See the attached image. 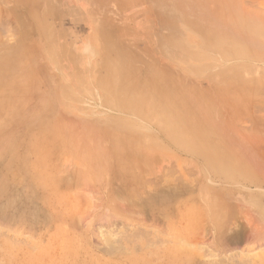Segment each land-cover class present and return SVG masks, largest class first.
<instances>
[{"label": "rangeland", "instance_id": "374dc122", "mask_svg": "<svg viewBox=\"0 0 264 264\" xmlns=\"http://www.w3.org/2000/svg\"><path fill=\"white\" fill-rule=\"evenodd\" d=\"M0 91V264H264V0H0Z\"/></svg>", "mask_w": 264, "mask_h": 264}, {"label": "bare ground", "instance_id": "6f19581e", "mask_svg": "<svg viewBox=\"0 0 264 264\" xmlns=\"http://www.w3.org/2000/svg\"><path fill=\"white\" fill-rule=\"evenodd\" d=\"M20 1H21V0H20ZM27 52H28V51H27ZM22 58H23V57H22ZM27 60H29V59H27ZM14 72H15V71H14ZM1 73H3L2 70H1ZM4 73H6V72H4ZM7 74H8V73H7ZM7 74H6V75H7ZM38 76H39V75H38ZM111 76H112V75H111ZM32 79H34V78H32ZM4 80H5V79H4ZM4 80H3V81H4ZM109 85H110V84H109ZM102 86H103V85H102ZM110 86H111V85H110ZM148 87H151V85H148ZM150 95H151V93L149 94V92L143 94V96L148 97L147 99L150 98ZM137 96L140 98V97L142 96V94L139 93ZM5 97H6V96H4V91H0V116H1V115H4V114L6 113L5 110H7V108H9V106H10L9 104H10V103H12V102H13L14 104L17 103V105H18V96H16V97H15V96H12V92H10V96H9L8 99H6ZM14 97H15V98H14ZM148 101H152V99L150 98ZM11 106H12V105H11ZM17 107H18V106H17ZM17 107L15 108L16 110H17ZM152 109H153L155 112L159 111V110H158L156 107H154V106L152 107ZM8 110H10V109H8ZM162 110H163V109H162ZM8 117L10 118V115H9ZM50 125H51V124L48 125V128H47L46 126H45V127H46L47 129H49V128L52 127V126H50ZM46 128H44V130H45ZM53 129H54V130L57 129L56 126H55V128H53ZM46 131H47V130H46ZM50 131H51V130H50ZM56 132H57V131H56ZM57 134L59 135V132H58ZM58 135H57V137H56V134H55V138H58ZM61 135H62V132H61ZM183 135H184V134H183ZM36 136H37V135H35V137H36ZM39 136H40V135H39ZM39 136H38V137H39ZM49 136H50V135H49ZM47 137H48V136H47ZM47 137L45 138L46 140H47ZM51 137H53V135H52ZM183 137H184V136H183ZM30 138H31V137H30ZM39 138H40V137H39ZM39 138H38V139H39ZM41 138H42V137H41ZM74 138H75V137H74ZM31 139H32V138H31ZM0 140H1V139H0ZM33 140H34V139H33ZM46 140H45V141H46ZM49 140H50V138H49ZM53 140H54V138H53ZM55 140H56V139H55ZM178 140H179V139H178ZM28 141H29V140H28ZM51 141H52V140H51ZM51 141H50V142H51ZM180 141H182L181 138H180ZM180 141H179V142H180ZM32 142H33V141H32ZM46 142H47V141H46ZM52 142H54V141H52ZM17 143H18V142H17ZM33 143H34V142H33ZM38 143H39V140H38ZM38 143H37V144H38ZM73 143H74V142H73ZM183 143H184V142H183ZM0 144H1V145H0V146H1V147H0V149H1L0 151L2 152V149L5 148V147L2 148V143H0ZM34 144H35V143H34ZM43 144H44V142H43ZM45 144H46V143H45ZM54 144H55V143H54ZM65 144H67V143H65ZM18 145H19V144H18ZM18 145H16V147H17ZM38 145H39V144H38ZM40 145H41V143H40ZM46 145H48V144H46ZM11 146H14V145H11ZM28 146H29V145H28ZM42 146H43V145H42ZM48 146H49V145H48ZM67 146H68V145H67ZM71 146H72V145H71ZM73 146H74V144H73ZM83 146H84V145H83ZM29 147H30V146H29ZM53 147H54V146H53ZM68 147H69V146H68ZM138 147H139V146H138ZM38 148H39V147H38ZM43 148H44V146H43ZM54 148H56V147H54ZM9 149H10V147H9ZM11 149L13 150L14 154H15V151H16V153L18 152V153L21 155L20 157L22 158V154H21L22 151H20V152L17 151V150H18V147L15 148V150H14V148H11ZM32 149L36 150V152L38 151L37 148H36V146H34V145H32ZM39 149H40V148H39ZM95 149H97V148H95ZM7 150H8V149H7ZM40 151H41V150H40ZM51 151H53V149H52ZM64 151H66V148H65ZM67 151H68V150H67ZM86 151H87V150H86ZM28 152H29V151H28ZM38 152H39V151H38ZM44 152H45V151H44ZM47 152H48V151H47ZM58 152H59V151H58ZM60 152H61V151H60ZM87 152H88V151H87ZM123 152H124V151H123ZM2 153H3V152H2ZM11 153H12V152H11ZM18 153H17V154H18ZM22 153L24 154V152H22ZM70 153H71V152H70ZM17 154H16V155H17ZM26 154H28V153H26ZM52 154H53V153H52ZM120 154H121V153H120ZM123 154H124V153H123ZM2 155H4V154H2ZM24 155H25V154H24ZM24 155H23V156H24ZM38 155H40V153H39ZM38 155H37V156H38ZM87 155L89 156V152H88ZM116 155H118V154H116ZM121 155H122V154H121ZM4 156H5V155H4ZM41 156L43 157V155H41ZM46 156H47V155H46ZM46 156H45V157H46ZM48 156H49V155H48ZM70 156H71V155H70ZM106 156H107V155H105L104 157H106ZM16 157H19V156L17 155ZM20 157H19V158H20ZM25 157H27V156L25 155ZM38 157H40V156H38ZM93 157H94V156H93ZM96 157H98V156H96ZM116 157H118V156H116ZM0 158L3 159V156H2V157L0 156ZM23 158H24V157H23ZM85 158H86V157H85ZM85 158H84V159H85ZM91 158H92V156H91ZM98 158H99V157H98ZM100 158H101V157H100ZM100 158H99V159H100ZM126 158H127V156H126ZM16 159L18 160V158H16ZM39 159H40V158H39ZM47 159L49 160V157H48ZM88 159H89V158H88ZM105 159H106V158H105ZM43 160H44V159H43ZM85 160H87V159H85ZM94 160H95V158H94ZM118 160H119V159H118ZM19 161H20V159H19ZM21 161H22V160H21ZM26 161H27V159H26ZM26 161H24V162L27 163ZM75 161H76V160H74V162H75ZM88 161H89V160H88ZM92 161H93V160H91L90 163H93ZM22 162H23V161H22ZM38 162H39V160H38ZM44 162H45V161H44ZM50 162H51V161H50ZM76 162H77V161H76ZM76 162H75V164H76ZM94 162H95V161H94ZM97 162H98V161H97ZM105 162H107V160H106ZM126 162H128V161H126ZM129 162H130V161H129ZM19 163H20V162H19ZM25 163H24V164H25ZM48 163H49V162H48ZM98 163H99V162H98ZM136 163H138V162H136ZM39 164H40V163H39ZM51 164H52V166L54 167L53 162H51ZM93 164H94V163H93ZM131 164H132V163H131ZM22 165H23V164H22ZM22 165H21V167H22ZM35 165H36V164H35ZM98 165H99V164H98ZM108 165H109V164H108ZM116 165H117V163H116ZM118 165H119V164H118ZM36 166H37V165H36ZM44 166H45V165L43 164L42 168H43ZM89 166H91V164H89ZM93 166H94V165H93ZM104 166H105V165H104ZM127 166H128V165H127ZM28 167H29V166H28ZM48 167H50V166H48ZM74 167H75V166H74ZM76 167H77V166H76ZM81 167H82V166H81ZM99 167H100V166H97V168H99ZM101 167L103 168V166H101ZM118 167H120V166H118ZM123 167H124V166H123ZM147 167H148V166H147ZM31 168H32V167H31ZM33 168H34V167H33ZM42 168H39V169H42ZM45 168H46V167H45ZM85 168H86V167H85ZM85 168H84V169H85ZM112 168H113V165H112L111 169H110V168H109V169L112 171ZM47 169H48V168H47ZM47 169H46V170H47ZM54 169H55V168H54ZM105 169H106V167H105ZM120 169L122 170V167H121ZM120 169H119V170H120ZM30 170H31V169H30ZM35 170H36V169H35ZM50 170H52V169H50ZM75 170H76V169H75ZM78 170H79V169H78ZM132 170H133V167H132ZM42 171H43V170H42ZM42 171H41V175H42ZM54 171H55V170H54ZM81 171H82V168H81ZM85 171H87V169H86ZM90 171H91V170H90ZM107 171H108V170H107ZM116 171H117V170H116ZM16 172H17V171H16ZM77 172H78V174H77V176H78V175H79V171H77ZM97 172H98V171H97ZM109 172H110V171H109ZM117 172H118V171H117ZM119 172H120V171H119ZM130 172H131V171H129V173H130ZM39 173H40V172H38V174H39ZM45 173H46V172H45ZM48 173H50V171H49ZM82 173H83V172H82ZM104 173H105V172H104ZM111 173H112V172H111ZM115 173H116V172H114V174H115ZM121 173H122V172H120V174H121ZM134 173H135V171H134ZM16 174H17V173H16ZM33 174H34V173H33ZM46 174H47V173H46ZM46 174H45V175H46ZM84 174H86V173L84 172ZM89 174H90V173H89ZM92 174H93V173H92ZM98 174H99V173H98ZM118 174H119V173H118ZM124 174H125V172L123 171L122 175H124ZM130 174H131V173H130ZM11 175H12V174H11ZM14 175H15V174H14ZM35 175H36V177H37V174H35ZM49 175H51V173H50ZM75 175H76V174H75ZM87 175H88V174H87ZM101 175H102V174H101ZM125 175H126V174H125ZM125 175H124V176H125ZM132 175H134V174H132ZM90 176H91V175H90ZM96 176H97V175H96ZM110 176H111V175H110ZM114 176H115V175H114ZM116 176H117V175H116ZM130 176H131V175H130ZM143 176H144V175H143ZM13 177H15V176H12V179H14V180L20 178L19 174H18V176H16V179L13 178ZM38 177H39V175H38ZM38 177H37V178H38ZM45 177H46V176H45ZM50 177H51V176H50ZM75 177H76V176H75ZM112 177H113V175H112ZM118 177L121 179V176H120V175H118ZM127 177H128V176H127ZM134 177H135V176H134ZM134 177L132 176L133 179H134ZM47 178H49V177L47 176ZM76 178H77V177H76ZM83 178H84V177H83ZM123 178H124V177H123ZM143 178H144V177H143ZM35 179H36V178H35ZM51 179H52V178H51ZM127 179H129V178H127ZM5 180H6V179H5ZM14 180H13V182L15 183ZM41 180H42V179H41ZM81 180H83V179L81 178ZM118 180H119V179H118ZM118 180H117V181H118ZM121 180H122V179H121ZM3 181H4V180H3ZM3 181H2V184L4 183ZM6 181H8V179H7ZM6 181H5V183H6ZM11 181H12V180H11ZM16 181H17V180H16ZM20 181H21V180H20ZM20 181H19V179H18V182H20ZM37 181L39 182V180H37ZM37 181H36V182H37ZM43 181H45V179H44ZM85 181H86V180H85ZM91 181H92V179H91ZM109 181H110V180H109ZM125 181H126V180H125ZM18 182H17V183H18ZM45 182H46V181H45ZM47 182H48V181H47ZM86 182H87V181H86ZM119 182H121V181H119ZM130 182H131V181H129V182H125V183H130ZM40 183H41V182H40ZM116 183H117V182H116ZM116 183H115L114 185H116ZM121 183H122V182H121ZM121 183H120V184L117 183L118 185H117L116 187H118L119 185H121ZM123 183H124V182H123ZM123 183H122V185H123ZM125 183H124V184H125ZM175 183H176V182H175ZM2 184H1V185H2ZM21 184H22V182H21ZM43 184H44V183H43ZM1 185H0V186H1ZM4 185H5V184H4ZM28 185H29V184H28ZM36 185H37V184H36ZM127 185L130 186L129 184H127ZM146 185H147V184H146ZM8 186H9V185H8ZM38 186H39V185H38ZM42 186H43V185H42ZM111 186H112V185H111ZM123 186H125V185H123ZM128 186H127V187H128ZM135 186H136V185H135ZM170 186H171V185H170ZM173 186L175 187V185H173ZM178 186H179V185H178ZM2 187H3V186H2ZM6 187H7V186H6ZM39 187H40V186H39ZM43 187H44V186H43ZM109 187H110V185H109ZM121 187H122V186H121ZM0 188H1V187H0ZM29 188H30V187H29ZM111 188H113V187H111ZM114 188H115V187H114ZM119 188H120V187H119ZM123 188H124V187H123ZM171 188H172V187H171ZM185 188H186V187H185ZM109 189H110V188H109ZM124 189H126V188H124ZM128 189H129V187H128ZM130 189L132 190V188H130ZM167 189H168V188H167ZM1 190H2V188H1ZM178 190H179V189H178ZM178 190H177V191H178ZM185 190H186V189H185ZM120 191H121V189H120ZM133 191H134V190H133ZM139 191H140V190H139ZM141 191H142V190H141ZM141 191H140V193H141ZM187 191H188V190H187ZM187 191H186V192H187ZM6 192H7V191H6ZM109 192H110V191H109ZM113 192H114V191H113ZM127 192H128V191H127ZM135 192H136V193H134L135 196H134V195H133V196H130V197L134 198V200H135V197H138V195H137V190H136ZM142 192H144V191H142ZM180 192H181V191H180ZM114 194H116V193H114ZM121 194H123V192H122ZM142 194H143V193H142ZM161 194H162V193H161ZM193 194H194V193H193ZM123 195H125V194H123ZM123 195H121V196H123ZM127 195L129 196V194H127ZM131 195H132V194H131ZM121 196H119V197H121ZM128 196H126V198H127V201H126V202H128V201L131 202L130 199H129L130 197L128 198ZM159 196H160V195H159ZM159 196H158V198H159ZM161 196L163 197L164 195H161ZM161 196H160V197H161ZM114 197H115V200L118 199V198H117L118 196L116 197V195H115ZM114 197H111V199L114 198ZM189 197L192 199L191 196H189ZM189 197H188V200H189ZM154 198H156V197H154ZM194 198H195V197H194ZM120 199H121V198H120ZM128 199H129V200H128ZM149 199H150V198H149ZM151 199H152V197H151ZM162 199H163V198H161V199H159V200L162 202ZM113 200H114V199H113ZM123 200H125V199L122 198L121 201H123ZM132 200H133V199H132ZM134 200H133V201H134ZM139 200H140V199H138V200L136 199V200H135V203H133V205H134V204L137 205V202H136V201H138V203H139V202H140ZM147 200H148V199H147ZM117 201L120 202L119 199H118ZM133 201H132V202H133ZM154 201H155V200H154ZM113 202H114V201H113ZM124 202H125V201H124ZM142 202H143V201H142ZM147 202H150V203H151L150 200H148ZM147 202H145V203H147ZM156 202H157V203L159 202V201H157V198H156V201L153 202V204L155 203V204H154L155 207H156V204H157ZM206 202H207V201H206ZM114 203H117V202H114ZM121 203H122V202H121ZM140 204H141V203H140ZM142 204H143V203H142ZM147 204H148V203H147ZM162 204H163V203H162ZM190 204H192V203H190ZM207 204H208V203H207ZM216 204H217V203H216ZM218 204H220V203L218 202ZM4 205H5V204H4ZM117 205H118V204H117ZM129 205H131V204H129ZM151 205H152V204H151ZM195 205H196V204H195ZM208 205H209V204H208ZM208 205H207V206H208ZM213 205H214V204H213ZM2 206H3V204H2ZM122 206H123V204H122ZM137 206H138V205H137ZM139 206H141V205H139ZM142 206H144V205H142ZM142 206H141V207H142ZM157 206H158V204H157ZM196 206H197V205H196ZM219 206H220V205H219ZM219 206H218V207H219ZM251 206H252V205H251ZM253 206H255V205H253ZM100 207H101V206H100ZM155 207H154V208H155ZM197 207H198V206H197ZM214 207H215V206H214ZM218 207H217V208H218ZM241 207H242V206H241ZM255 207L257 208V206H255ZM106 208H107V207H106ZM124 208H125V207H124ZM133 208H135L134 210L136 211V208H137V207H132V209H133ZM145 208H146V207H145ZM158 208H159V206H158ZM194 208H196V207H194ZM199 208H200V207H199ZM201 208H202V207H201ZM205 208H206V207H205ZM207 208H208V207H207ZM256 208H255V209H256ZM2 209H3V208H2ZM139 209H140V208H139ZM147 209H148V208H147ZM151 209H152V208H151ZM192 209H193V208H192ZM197 209H198V208H197ZM208 209H209V208H208ZM214 209H215V208H214ZM123 210H124V209H123ZM137 210H138V209H137ZM143 210H145V209H143ZM149 210H150V209H149ZM149 210H148V211H149ZM153 210H154V209H153ZM153 210H151V211H153ZM156 210H157V209H155V211H156ZM193 210H194V209H193ZM243 210H244V209H243ZM247 210H248V209H247ZM247 210H246V212H247ZM140 211H141V210H140ZM148 211H147V212H148ZM160 211H161V209L159 208V212H160ZM203 211H204V209H203ZM203 211H202V212H203ZM211 211H213V210H211ZM217 211H218V210H217ZM223 211H224V210H223ZM225 211H226V210H225ZM229 211H231V210H229ZM259 211H260V210H259ZM105 212H107V211H105ZM132 212H133V211H132ZM161 212H162V211H161ZM191 212H194V211H191ZM218 212H219V211H218ZM218 212H217V214H218ZM233 212H234V210H233ZM236 212H238V211H236ZM22 213H23V212H22ZM126 213H129V212H126ZM136 213H137V212H136ZM143 213H144V212H143ZM153 213H157L156 215L159 214L158 211L153 212ZM197 213H199V210H197ZM227 213H229L228 210L226 211V215H227ZM23 214H24V213H23ZM129 214H131V212H130ZM138 214H139V213H138ZM141 214H142V213H141ZM188 214H190V213H188ZM194 214H195V213H194ZM199 214H200V213H199ZM209 214H210V213H209ZM242 214H243V213H242ZM132 215H134V214H132ZM139 215H140V214H139ZM159 215H160V214H159ZM161 215H162V213H161ZM223 215H224V216H223V218H224L226 215H225V214H223ZM231 215H232V214H231ZM231 215H229V216L231 217ZM239 215H240V212H239ZM261 215H262V214H261ZM102 216H103V215H102ZM102 216H101V217H102ZM135 216L138 217V215H135ZM141 216H142V215H140L139 217H141ZM164 216H165V215H164ZM208 216H209V215H208ZM241 216H242V215H241ZM241 216H239V217H241ZM248 216H249V215H248ZM106 217H107V216H106ZM112 217H114V216H112ZM142 217H143V216H142ZM142 217H141V219H142ZM158 217H159V219H160V216H158ZM158 217H157V218H158ZM161 217H163V216H161ZM210 217H211V216H210ZM235 217H236V216H235ZM251 217H252V216H251ZM103 218H104V217H103ZM107 218H108V217H107ZM227 218H228V216H227ZM233 218H234V217H233ZM104 219H105V218H104ZM235 219H236V218H234V221H235ZM237 219H238V218H237ZM240 219H241V218H240ZM101 220H103V219L101 218ZM105 221H106V220H105ZM234 221H233V222H234ZM237 221H238V220H236V222H237ZM241 221H242V220H241ZM245 221L247 222L246 219H245ZM191 223H192V221H191ZM220 223H221V222H220ZM241 223H242V222H241ZM203 224H205V223H203ZM223 224H224V223H223ZM227 224H229V223H227ZM246 224H248V223H246ZM255 224H256V223H255ZM219 226H220V225H219ZM224 226H225V225H223V228H224ZM233 226H234V223H233ZM244 226H245V225H244ZM152 227H153V226H152ZM234 227H237V226L235 225ZM221 228H222V227H221ZM218 229H219V228H218ZM232 229H233V228H232ZM243 229H244V228H243ZM222 230H223V229H222ZM226 231H227V230H226ZM256 231H257V230H256ZM261 231H262V230H261ZM138 232H139V231H138ZM143 232H144V231H143ZM147 232H148V231H147ZM228 232H229V231H228ZM236 232H237V231H236ZM131 233H132V232H131ZM131 233H130V234H131ZM208 233H209V232H208ZM223 233H224V232H223ZM237 233H238V232H237ZM134 234L136 235L135 232H134ZM148 234H149V233H148ZM132 235H133V233H132ZM137 235H139V234H137ZM149 235H150V234H149ZM206 235H207V234H206ZM208 235H209V234H208ZM223 235H224V234H223ZM258 235H260V234H258ZM129 237H130V235H129ZM136 237H137V236H136ZM138 237H139V236H138ZM147 237H148V236H147ZM178 237H179V236H178ZM185 237H187V236H185ZM211 237H212V236H211ZM256 237H257V236H256ZM173 239H174V237H173ZM176 239H177V238H176ZM179 239H180V238H179ZM184 239H185V238H184ZM184 239H182V240H184ZM188 239H189V238H188ZM161 240H162V239H161ZM171 240H172V239H171ZM251 240H252V239H251ZM260 240H261V239H260ZM172 241H173V240H172ZM172 241H171V242H172ZM176 241H177V240H176ZM207 241H208V240H207ZM246 241H247V240H246ZM249 241H250V240H249ZM257 241H258V240H257ZM168 242H169V241H168ZM186 242H187V240H186ZM201 242H202V241H201ZM225 242H226V241H225ZM243 242H245V241H243ZM187 243H188V242H187ZM174 244H175V243H174ZM246 244H247V243H246ZM177 245L179 246V243L176 244V246H177ZM170 246H171V245H170ZM176 246H175V247H176ZM181 246H182V245H181ZM239 246H240V245H239ZM245 246H246V245H245ZM173 248H174V247H173ZM176 248H177V247H176ZM178 248H179V247H178ZM224 248H225V247H224ZM231 248H232V247H231ZM232 249H234V248H232ZM172 250H173V249H172ZM228 250H229V249H228ZM179 252H180V251H179ZM179 252H178V253H179ZM231 252H232V251H231ZM233 252H234V251H233ZM227 253H228V251H227ZM229 253H230V252H229ZM243 253H244V252H243ZM247 253H248V252H247ZM234 255H235V254H234ZM245 255H246V254H245ZM253 257H254V256H253ZM251 258H252V257H251ZM254 258H255V257H254ZM242 259H243V258H242ZM256 259L258 260L257 257H256ZM257 260H255V261H257ZM239 262H240V261H239ZM237 263H238V262H237ZM248 263H249V262H248ZM238 264H239V263H238Z\"/></svg>", "mask_w": 264, "mask_h": 264}]
</instances>
